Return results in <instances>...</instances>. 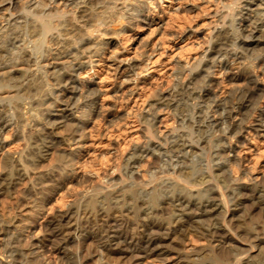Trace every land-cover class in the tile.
Wrapping results in <instances>:
<instances>
[{
	"label": "bare ground",
	"instance_id": "bare-ground-1",
	"mask_svg": "<svg viewBox=\"0 0 264 264\" xmlns=\"http://www.w3.org/2000/svg\"><path fill=\"white\" fill-rule=\"evenodd\" d=\"M152 1L0 0V195L11 192L19 180L27 177L29 183L22 197L26 201L39 194L43 186L60 185L69 176L72 166L78 163L74 162V149L55 148L59 163L49 171L36 169L50 149L80 144L86 138L87 122L99 115L94 111V100L102 90V58L98 63L95 58L104 54L109 44L115 45L117 37L126 42L139 41L137 30L142 26L160 35L162 50L154 60L142 58L153 67L138 71L141 74L165 67L160 64V56L176 38L170 41L162 29L177 25L194 36L200 26H207L198 42L200 48L193 55L184 57L177 52L173 58L166 54L172 82L165 88L140 94L132 113L141 126L142 141L122 151L120 174H110L104 186L86 187L62 210L43 213L41 242L65 252L67 260L60 264H86L93 258L96 264L111 260L139 264L144 259L153 261L166 255L161 249L163 242L178 230L186 234V227L196 224L202 246L190 247L192 256L184 257L182 264H205L204 255L215 256L214 244L218 242L228 244V263L251 264L253 256L248 248L254 246L262 251L264 232L260 237L259 223L257 231L241 236V226L236 228L232 218L237 206L247 202L264 212V174L247 171L235 149L245 131L264 137V0H205L206 10L215 5L207 23L206 18L197 20L198 12L192 14L196 10L194 3L184 14H179L177 8L171 12L178 5L175 0H156L164 15L143 16L144 9L155 3ZM2 9L9 12L1 13ZM166 12L169 17L165 20ZM139 59L124 57L121 61L127 62H118L115 71L133 72ZM215 67L220 73L237 68L231 77V89L216 86ZM181 105L187 108L186 114L179 112ZM162 112L173 119L171 128L157 127ZM121 133L122 129L116 127L115 136ZM111 136L113 133L108 138ZM17 140H23L24 146L12 151ZM207 146L210 164H199L197 173L188 171V157ZM146 157H153L157 166L141 173L140 165ZM156 168L161 169L165 179L153 185L147 176H152ZM233 169L238 173L233 175ZM139 175L142 178L137 180ZM225 177L235 183L227 191L234 208L216 195L214 185H208L218 180L224 183ZM177 179L193 186H207L199 195H193L184 184L176 191ZM139 180L142 184H138ZM117 185L119 189H115ZM125 186L130 193L123 190ZM135 186H140L137 196L131 191ZM36 200L32 199V208L37 206ZM41 206L37 207L39 214ZM216 215L221 216L220 220ZM7 219L0 215V264H45L33 249L22 244L25 233L32 228L21 225L22 218L18 216ZM86 238L98 244L84 254L80 245ZM237 238L249 242V247L242 249ZM70 242H76L74 252L68 251Z\"/></svg>",
	"mask_w": 264,
	"mask_h": 264
},
{
	"label": "rangeland",
	"instance_id": "rangeland-1",
	"mask_svg": "<svg viewBox=\"0 0 264 264\" xmlns=\"http://www.w3.org/2000/svg\"><path fill=\"white\" fill-rule=\"evenodd\" d=\"M152 2L155 3L153 4L150 3L149 6H147L141 14L143 16H147L150 18L151 17L157 18L161 15H164L160 7V4H158V2L156 3V0ZM175 2H178V5L177 6L175 5L174 8L171 9V12L175 8H177L179 14H184L188 12L186 11L188 5L194 3L193 5L196 7V10L192 11L193 12L192 14L194 15L198 12L197 20L206 18V23L209 21V17L212 14V13L209 14V12H212V10L215 8V5L213 4L211 7L212 10L209 11L206 10L205 0H179V1L175 0ZM8 12L9 11H6L5 9H2L1 11V13H5V14H7ZM164 17L165 20L168 19L169 13L166 12ZM206 27L207 26H200L199 27L200 31L197 32V34H195L194 36L193 34L189 35L190 33H187V30L182 31L181 28H179L177 25L173 27L172 26L166 27L164 30L162 29V31H165L170 41L173 38H176L175 42H172L170 44V45L173 44V46L170 49H166L165 53L160 56V62H161L160 64L165 65V67L161 71H159L161 67L159 66L158 68H155L153 72L150 71L153 69L151 68L148 71H144L141 74H139L138 71L142 70L145 67L148 68L153 67L152 64H150V61L148 60H147L148 62L143 61L144 58L145 57L147 58L149 56L151 60H154L156 59V57L159 56V52L162 50L161 40L159 39L160 35H156L155 33H150V28L148 26H142L137 30V38L139 37V41H135V39H131L126 42L120 37H117V40H114L115 45L109 44L107 46L105 53L100 55V57L95 58V63H98V60L102 58V66H101L102 78H103L101 80L102 90L100 94L97 96V98L94 100L95 102L94 111L97 110L99 115L92 116L90 120L87 122L86 130H85L86 138L80 144L72 143L70 146L66 144H62L57 147L55 146L54 148H52V150L50 149V151L46 153L47 157H45V159L39 163L36 169L38 172L49 171L50 167L54 168V165L59 163L58 157L54 154L55 148L61 147L66 150L74 149V152L76 153V158L74 159V162L76 161L78 163L72 166L73 169L72 171L69 172L70 173L69 176L72 177L75 176L76 179L73 178L70 179L69 176H65L64 178L66 180L64 179L65 181H63L62 184L55 186L52 185L43 186L42 188L39 189V194L38 193L36 194L37 197L35 195L32 198L29 197L26 201H22L23 190L28 186L29 183V179H27V177L25 178L23 177V179L19 180V182L16 183V185L14 186L11 192L0 195V215L3 216L5 219L6 218L9 219L13 215L18 216L20 219L22 218L20 220L21 222H19L21 223V225L27 224L30 226V228H32L31 231L25 233L24 235L25 239H23L24 242L22 244L25 245L24 248L33 249L34 252H36V254L35 253L34 254L37 255V257L40 260L41 259L44 260L46 262L45 264H60L61 261L63 262V260L65 261L67 260V256H65V252L63 251L53 249L50 246L48 247L42 245L41 239H42L43 231L40 228L41 227L40 222L42 221L41 215L43 213L47 214L51 212V210L52 211L62 210L68 203L78 199L79 196L82 193H84L87 188H90V186H94V185L104 186L106 184V179L110 176V174H112V176H115L116 174L117 175L120 174L118 165L120 164L121 161L122 151L128 149V147L132 143L134 142L139 143L142 141V137H141L142 131H140L141 126L138 125V123L135 121V117L133 116L132 113V111L136 108V101L139 99L140 94L147 92V90L149 89L150 91L151 90L153 91V90L165 88L168 84L172 82L173 77L170 76L171 64H169V60L166 58V54L174 55L173 58H176L179 52H182L184 57L186 55L188 56V54L193 55L200 48L198 42L202 41L203 39L202 36L206 34L207 32ZM111 39L112 38H110L109 41H111ZM124 45L128 46V48L125 49ZM124 57L140 58L138 68H136L135 71L133 72H129L125 74L117 73L115 71V66ZM123 62L125 63L127 62V60L121 61V63ZM92 70L93 69H91V71ZM213 71H214L213 80L217 84L215 85L218 86L220 90L231 89L233 84L231 77L237 72V68H233V67L228 68L225 70V72H223L224 70H222V72L220 73L218 72L219 67H215ZM95 78L97 81H100V79H98L96 75ZM262 102H264V99ZM185 108L186 107L184 105H181V107L179 108V112H182L184 114L185 112H187V108L186 109ZM109 113H112L113 116H110ZM173 124H174L173 119H171L170 115L164 112L160 114V118L157 122V127L159 129L165 130L167 129L166 127L171 128ZM116 127H120L122 129V133L117 137L115 136ZM112 133L113 136L108 138V135ZM254 135L255 134H252V132L250 133H248V131L243 132L242 140L240 141L239 145L236 147L235 153L237 156L239 155L238 159L241 165L244 166V168L247 171L251 170L250 172L253 175H257L258 173L264 174V137L254 136ZM9 139H11V137H9ZM14 144L15 146L11 145L12 147H15V149L12 148V151L18 149L20 150L24 146L23 140H17L15 141ZM206 148L198 150L195 155H192V157L191 156L188 157L187 160L188 162H190L188 163L186 161V165L190 166L189 168H187L188 171L191 170L192 172H196L197 170H199L200 167L199 164L202 163H203L202 165H205L206 163L210 164L209 161L210 149L208 146ZM141 163H140L141 173H143L144 169L156 165L155 159L153 157L151 158L146 157L142 160ZM160 170H161L160 168H156L152 176H147L148 179L153 182V185H157L156 183H159L160 181H163L165 179L164 173H162ZM235 170L234 169L231 170L233 175L234 173H238V171L236 170L237 172H235ZM139 177L137 178V180L142 178ZM224 179H226V177ZM177 182L179 184L174 186L176 191L180 188L181 184H184L187 187V190H190L192 194L194 193L193 195H199L201 188L207 186L206 184L205 186H193L189 182L187 181L183 182L180 179H177ZM138 184H142V181L139 180ZM208 185L210 187L214 185L213 188L216 190V195L219 198L222 197L223 200H225V204L229 208L235 207L232 205L231 201L228 200V192H227L230 187H232L233 185L235 186V183L232 180L226 179V182L224 183L218 180V182L214 181L209 183ZM145 186L147 188L150 187L149 185L148 186L145 185ZM139 187L140 186H135L132 187L133 189L131 188V191L133 192L135 191L136 196L138 195V193H136V190ZM119 188L120 185H117L115 189H119ZM123 190L126 191L127 193H130V188L128 186H125ZM225 192L227 193V195ZM33 198H37L36 200L37 206H35V208L34 207L32 208ZM226 198L228 201L226 200ZM40 205L42 206L40 211L41 213L39 214L37 211V207H39ZM240 207L241 206L239 207L237 206L238 210L233 215L232 222L235 223V225H237L236 228H239L241 226V228H239L241 236L246 235L249 231L253 233L252 231H257L258 227L260 228L261 226L260 228L261 231L260 229L258 231V233H260L259 236L261 237L262 233L264 232L263 231L264 212L259 208L258 205L257 206L252 205V203L250 202H247L246 205L242 204V207L241 208ZM243 207L245 208L244 210ZM162 217L165 219V217L167 216L163 214ZM215 217L218 220H220L221 218L220 215H216ZM238 223H240L241 225L240 224L238 225ZM259 223L260 226H258ZM195 225L196 224H193L192 227H190L191 225L187 226L186 234H184L185 232L183 231L179 232L178 230L177 233L179 235L181 234L180 237L177 233H173L169 239H166L165 242H163L164 245L163 248L161 249L162 251H166L165 253L166 255H160V257H155L153 261H151V259H144L139 264H166V263L173 264L178 260H180L182 264V261L186 260L185 258L189 257V255L192 256L191 254L192 252H190L189 250L190 247H195L196 249H200V247L202 246V241L200 240L198 234V230L200 229L197 227V225L196 226ZM253 226L255 227V230ZM243 231L245 232V234ZM190 235L191 237H189ZM177 236L179 238H176ZM183 237L186 238L184 239ZM180 239L182 240L180 241ZM237 239L239 240V244L241 245L242 249H244L246 246L249 247L250 245L249 242L241 238L240 239L237 238ZM97 244L98 242L95 239L92 240L86 238L82 241L80 246L82 252L85 254L88 251L87 248L93 249L95 246H97ZM215 244H214L215 256L210 254L206 257L202 252L201 254L204 255L203 262L205 264H209V263L230 264L227 262L228 250H229L228 244L225 242H220V243L218 242ZM76 247H77L76 242H70L68 244V251L74 252L76 250ZM180 248L182 250H179ZM248 249L251 250L249 251V254L253 256V260L251 264H260L261 262L264 261V252H263L264 248L262 249V251H259L254 246ZM205 251L208 252V247L207 248L205 247ZM165 257H166L165 261H162V259H164ZM193 257L197 258L198 256L193 255ZM95 260L96 258L90 259L87 261L86 264H96ZM122 262L117 263L114 262V260H111V261H103L102 263L99 264H116V263L127 264V262L124 261Z\"/></svg>",
	"mask_w": 264,
	"mask_h": 264
}]
</instances>
